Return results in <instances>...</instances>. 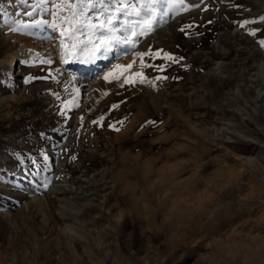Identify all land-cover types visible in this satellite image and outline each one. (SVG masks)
Wrapping results in <instances>:
<instances>
[{
	"label": "rangeland",
	"instance_id": "374dc122",
	"mask_svg": "<svg viewBox=\"0 0 264 264\" xmlns=\"http://www.w3.org/2000/svg\"><path fill=\"white\" fill-rule=\"evenodd\" d=\"M76 2L0 0V264H264V3L158 5L87 77L53 7Z\"/></svg>",
	"mask_w": 264,
	"mask_h": 264
},
{
	"label": "snow or ice",
	"instance_id": "6c2138e0",
	"mask_svg": "<svg viewBox=\"0 0 264 264\" xmlns=\"http://www.w3.org/2000/svg\"><path fill=\"white\" fill-rule=\"evenodd\" d=\"M27 2L28 0H20L21 4H26ZM164 4L167 5V9H165L160 16V19L162 20L163 16L167 15L168 11L175 6L174 0H147V2H143V0H141L139 8H137L135 4L125 3L124 0H77L76 3L53 5L55 8L67 7L71 12L70 16L65 17V22L68 23L69 27L61 31V36L73 42L71 44H65L61 41V47L63 49L61 58L63 59L65 56H68L72 59L78 60L80 59L81 54H83L84 59L82 62L95 63L97 60H108L117 47L130 46L134 48L136 46L135 37L137 35L148 34L144 31V28L147 27L149 31L152 29L157 20V6ZM179 6L184 8V10H187V8L184 7L183 0H179ZM113 7L115 8L116 13L122 14L125 18L137 16L145 17V19L143 21H130L128 19H124L120 22L118 16L109 11V9ZM34 10L35 9H33V11ZM89 10L97 13L95 18L88 14ZM32 14L33 13L31 11L24 13V15L29 17H31ZM105 14H107L106 18L101 19V17L105 16ZM53 15H55V13H53ZM93 19H95V22H93ZM260 19L264 20V16H261ZM115 22H119L120 26L115 27ZM41 23L43 22L33 21V24H25L22 27L31 28L33 26H39ZM244 23H249V21H245ZM244 23L241 24V27H244ZM137 24H140L141 26V31L139 33L135 31ZM129 25H131V29H129ZM51 27L55 28L56 25L53 24ZM85 27L88 29L89 37L86 41L78 38L76 35L77 33L83 35V29ZM190 27L191 25H185V28ZM12 30L19 31L20 28H14ZM122 30L125 32L131 30V36L117 35V33ZM181 31H184V29H181ZM250 35H255V31L251 32ZM259 43L261 47H264V40H261ZM161 52H163V50H158L157 55ZM137 55L141 58V65L146 66L144 64L143 57L148 55V53L140 52L137 53ZM163 55L166 59L174 61V58L168 53H163ZM64 62L67 63L68 61L64 60ZM46 63H51V61H46ZM133 63H135V60L127 65H115V68L121 70L120 74L112 75L111 73H107L105 74V80H108L110 77L111 79H120L123 72L132 68ZM160 70H163L162 66ZM136 77L140 78L141 83L144 82L143 73L135 72L132 73L131 77L124 79V84H134L136 82ZM157 79H166V77H157ZM113 107H117V105H113ZM93 123L97 122L94 121ZM72 159L75 160L76 157L73 156ZM44 187H47V183L44 184Z\"/></svg>",
	"mask_w": 264,
	"mask_h": 264
},
{
	"label": "bare ground",
	"instance_id": "6f19581e",
	"mask_svg": "<svg viewBox=\"0 0 264 264\" xmlns=\"http://www.w3.org/2000/svg\"><path fill=\"white\" fill-rule=\"evenodd\" d=\"M261 1L264 3V0H261ZM59 31H60V30H59ZM58 37H59V36H55L54 38H57V39H58ZM113 55H114V54L112 53L108 60H97L95 63H84V62H82L83 60H80V61H78L76 67H77L80 71L86 72L87 77H89L90 75L94 74V73L98 70V68H99L98 64H99V63H107L108 61H110V60L113 59ZM15 61H16V55H15V53H14V54H10L9 57H8V62L10 63L11 68L13 67V64H14ZM13 69H14V68H13ZM15 69H16V68H15ZM99 74H100V73H99ZM253 83H255L257 86H263V85H264L263 81H261V80H256V81H254ZM257 100H258V97H257ZM257 100H255V101H257ZM262 101L264 102V98H262ZM244 110H245V112H247V116H249L251 120H254V121L257 120V117H254V115L251 114L250 112H248L246 109H244ZM244 110H243V111H244ZM261 113H263V115H264V109H263V108L261 109ZM262 124H263V123H262ZM261 127H263V126H261ZM235 129H236V128H235ZM263 130H264V127H263ZM263 143H264V140H263ZM252 162H253V161H252ZM253 163H254V165H256V166L259 165V164L257 163L256 159H254V162H253ZM259 166L262 168L261 170H264V168H263L262 165H259ZM262 172H263V171H262ZM62 173H63V172H62ZM75 182H77V181H75ZM52 189H56L57 191H60L61 194H62L64 197L68 194L67 190H65L62 186L59 187V185H57V187H56L55 185H53ZM64 197H63V198H64Z\"/></svg>",
	"mask_w": 264,
	"mask_h": 264
}]
</instances>
